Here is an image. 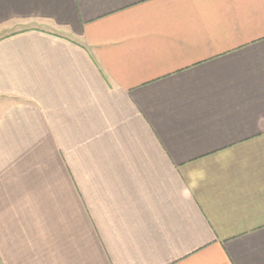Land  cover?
Wrapping results in <instances>:
<instances>
[{"label":"crops","instance_id":"obj_1","mask_svg":"<svg viewBox=\"0 0 264 264\" xmlns=\"http://www.w3.org/2000/svg\"><path fill=\"white\" fill-rule=\"evenodd\" d=\"M0 264H264V0H0Z\"/></svg>","mask_w":264,"mask_h":264},{"label":"rangeland","instance_id":"obj_2","mask_svg":"<svg viewBox=\"0 0 264 264\" xmlns=\"http://www.w3.org/2000/svg\"><path fill=\"white\" fill-rule=\"evenodd\" d=\"M13 27H14V26H11V25H10V26H5V28H13Z\"/></svg>","mask_w":264,"mask_h":264}]
</instances>
